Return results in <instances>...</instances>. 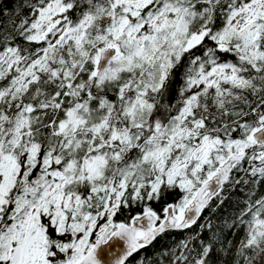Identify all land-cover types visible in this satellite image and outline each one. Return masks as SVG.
<instances>
[{
    "label": "snow or ice",
    "instance_id": "obj_1",
    "mask_svg": "<svg viewBox=\"0 0 264 264\" xmlns=\"http://www.w3.org/2000/svg\"><path fill=\"white\" fill-rule=\"evenodd\" d=\"M0 264H264V0H0Z\"/></svg>",
    "mask_w": 264,
    "mask_h": 264
},
{
    "label": "water",
    "instance_id": "obj_2",
    "mask_svg": "<svg viewBox=\"0 0 264 264\" xmlns=\"http://www.w3.org/2000/svg\"><path fill=\"white\" fill-rule=\"evenodd\" d=\"M120 247H121V244L119 242H115L114 248L109 253V257L111 258V256L114 255V253L119 252L120 251Z\"/></svg>",
    "mask_w": 264,
    "mask_h": 264
},
{
    "label": "trees",
    "instance_id": "obj_3",
    "mask_svg": "<svg viewBox=\"0 0 264 264\" xmlns=\"http://www.w3.org/2000/svg\"><path fill=\"white\" fill-rule=\"evenodd\" d=\"M17 2L19 3V2H20V0H17ZM17 10H19V9H17ZM169 199H171V197H169Z\"/></svg>",
    "mask_w": 264,
    "mask_h": 264
}]
</instances>
